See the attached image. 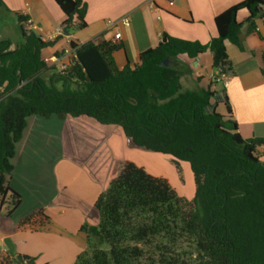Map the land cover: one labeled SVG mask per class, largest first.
<instances>
[{
	"label": "trees",
	"instance_id": "16d2710c",
	"mask_svg": "<svg viewBox=\"0 0 264 264\" xmlns=\"http://www.w3.org/2000/svg\"><path fill=\"white\" fill-rule=\"evenodd\" d=\"M54 1L66 16L65 33L87 27L84 0ZM242 10L249 15L239 22ZM18 20L22 43L12 50L10 41H0V211L6 207L10 217L22 204L11 179L29 119L87 117L120 128L137 148L189 164L196 189L188 201L166 179L132 162L121 164L96 200L92 220L79 230L90 251L75 264H145V249L164 238L169 243L155 247L161 264H179L169 255L183 238L194 244L198 264H264V162L257 156L264 138L244 139L227 97L212 90L232 72L226 42L242 50L245 36L260 35L264 0H245L217 15V36L208 44L162 33L137 65L123 69L114 58L123 44L95 39L79 47L71 43L75 57L61 72L55 65L60 53L42 58L57 39L45 41L26 31L25 17ZM208 50L215 76L205 87L197 78L196 86L184 88L182 78L191 69L180 56L197 59ZM261 58L264 77V49ZM221 104L225 114L218 111ZM18 226L50 230L53 223L40 209ZM10 258L36 264L12 252L0 254V264Z\"/></svg>",
	"mask_w": 264,
	"mask_h": 264
},
{
	"label": "crops",
	"instance_id": "0c3cea01",
	"mask_svg": "<svg viewBox=\"0 0 264 264\" xmlns=\"http://www.w3.org/2000/svg\"><path fill=\"white\" fill-rule=\"evenodd\" d=\"M243 1L245 0H84L88 6L87 27L74 30L71 34L63 31L62 24L66 16L54 0H1L0 4L5 11L14 13L17 18L20 15L31 20V32H35L43 40L57 39L54 47L42 51L43 59L53 58L58 53L61 57L69 55L74 58L75 49L71 48V43L79 47L95 39L114 40L115 34L121 32L122 38L119 42L123 44V48L114 54V58L119 69H123L128 65L132 68L137 65L140 53L155 48L162 33L208 44L217 36L216 16ZM248 15L246 10H242L238 13L237 20L243 22ZM125 16L130 19L127 27L120 22ZM258 28L260 35L245 36L242 50L231 42H226L232 72L224 76L225 82L212 87L213 91L221 92L227 97L238 132L244 139L264 138V77L261 72L264 21H258ZM11 44L12 50L20 45ZM180 59L191 69L190 74L182 78V84L187 79V88L196 86L197 78H202L200 86L205 87L208 80L213 79L216 74L209 50L197 59H189L186 55H181ZM183 86L185 88V84ZM220 106L223 107L220 113L225 114V106ZM80 124L89 127L93 132L89 136V146L85 147L86 162L99 167L94 169L93 174L83 175L77 183L72 179L77 175L73 162L75 159L67 155L60 145L65 143L68 152V149L74 147L76 140L75 135H72L73 127ZM47 133L49 137L56 133L58 140L59 136L63 138V142L59 140L57 145L59 151L63 152H57L53 170L60 173L65 188L58 194H52V198L47 196L50 199L47 204L39 203L23 210L28 188L21 182L17 183L15 178L21 172L24 177L35 178L40 162L30 145L40 143L38 136L45 138L48 137ZM126 141L130 142L120 128L104 126L87 117L65 120L31 117L24 138L18 145L14 160L15 171L11 179V188L22 196V204L10 217L6 216V207L2 209L7 221L0 228V247L5 243L0 254L12 252L15 256L27 255L35 258L36 264H50L55 259L70 258L67 259L70 260L69 263L76 260L86 246L85 236L79 234V230L83 224L92 220L96 200L116 177L117 168L126 162L122 150L128 146ZM22 146L31 148L33 152L24 157L25 151H20ZM257 156L264 162V146L257 149ZM70 178L72 181H69ZM29 184L36 185L32 182ZM40 209L53 223L50 230L36 226H18L22 218ZM74 240L79 241L76 243Z\"/></svg>",
	"mask_w": 264,
	"mask_h": 264
},
{
	"label": "rangeland",
	"instance_id": "374dc122",
	"mask_svg": "<svg viewBox=\"0 0 264 264\" xmlns=\"http://www.w3.org/2000/svg\"><path fill=\"white\" fill-rule=\"evenodd\" d=\"M0 39L2 40H8L12 42L13 44H20L23 40L22 32L19 26V20L14 13H10L4 10L3 6L0 4ZM186 78L183 81V84H185L186 87ZM190 88V87H188ZM220 106V105H219ZM219 112L223 111V107L220 106ZM92 131L89 127L80 124V126H74L72 135L74 137L75 135V142L73 148L68 149L67 151L66 144H62L60 147H62L63 151L69 155L72 156L75 160L73 162L76 166V172L77 175L73 177L72 179L76 180L77 183L80 182V178L83 177V175L87 174H93L94 169L99 167L98 165L95 166L94 164H90V162H86V155L87 154L85 147L89 146V136H92ZM48 137L42 138L40 137V143L30 145L32 148H34L35 157L39 159L40 166H38V170L36 172L35 178H29L24 177L23 172L20 173V175L16 176V182L23 183V186H25L27 193L26 197V203L24 205V209L32 208L35 206V204H47L49 202V198H52V194H58L60 190H63L65 188L64 182L62 180V177L60 173L53 170L54 168V160L57 152H63L59 151L57 145L59 140L61 143L63 142V138L61 139L59 136V140L56 139L57 134H52L53 137H49V133L46 134ZM50 138L51 141H50ZM128 146L125 148H122L123 150V158L126 162H132L134 164H138L137 166L144 167L150 174L154 175V177L163 178L166 179L170 186L175 190L177 195L181 198H184L188 201H191L194 198L195 195V180L193 173L191 171V168L189 164L187 163H179L177 164L172 158L168 156H164L161 154H157L154 152H150L147 150H144L142 148H137L135 146H131V142H127ZM53 145H56L55 147ZM22 150L21 153L24 151V157H27V155L32 151L31 148H24V146L21 147ZM121 158V157H120ZM174 161V162H173ZM60 167V165L58 166ZM117 168V166H116ZM120 168V166H119ZM119 168L117 170L119 171ZM116 170V171H117ZM147 172V173H148ZM72 179L70 178L69 181ZM26 181V182H25ZM35 183L36 185H30L29 183ZM32 187L34 189H32ZM48 196V197H47ZM38 211V210H37ZM5 211H1L0 213V228L3 226L4 222L7 221V219H4ZM1 236V235H0ZM79 241V240H77ZM74 240V242L78 243ZM86 241V240H85ZM169 239H161L159 240L158 244L156 241L152 243V246L149 248H146V255L144 260L145 264H161L160 263V256L159 253L156 251V245L159 244H167L169 243ZM156 242V244H155ZM7 245V244H6ZM5 243H2L1 248H4ZM84 250L90 251L89 246L84 247ZM195 246L192 242H190L188 239L183 238L179 239L176 245L173 247L172 254L169 255V258L176 260L179 264H198L196 261V257L194 254ZM51 257L48 258L50 260ZM66 260H53L50 261V264H67L69 261ZM76 260L69 264H75ZM2 264H18L14 258H10L9 261H4Z\"/></svg>",
	"mask_w": 264,
	"mask_h": 264
},
{
	"label": "built area",
	"instance_id": "2783aa9c",
	"mask_svg": "<svg viewBox=\"0 0 264 264\" xmlns=\"http://www.w3.org/2000/svg\"><path fill=\"white\" fill-rule=\"evenodd\" d=\"M120 22L126 27L130 25V19L128 16L123 17ZM31 27H32V21L27 20L26 25H25L26 31L31 32ZM121 38H122L121 32H117L114 36L113 41H119ZM72 61H73V58H71L69 55H66L65 57H61V58L57 59L55 61V65L57 66L59 71L64 72L70 67ZM216 81H217V83H221L222 81L225 82V77L222 76L221 78L217 79Z\"/></svg>",
	"mask_w": 264,
	"mask_h": 264
}]
</instances>
